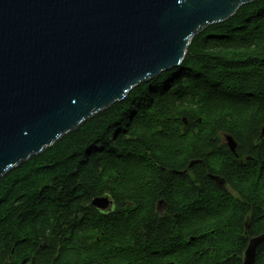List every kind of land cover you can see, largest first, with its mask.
<instances>
[{
  "label": "trees",
  "instance_id": "1",
  "mask_svg": "<svg viewBox=\"0 0 264 264\" xmlns=\"http://www.w3.org/2000/svg\"><path fill=\"white\" fill-rule=\"evenodd\" d=\"M198 126L204 128L202 141H219L224 132L241 156L264 160V0L206 28L192 39L178 68L142 83L3 177L0 264H27L38 249L33 235L52 222L50 215L57 216V236L35 261L70 264L67 224L76 196L100 183L101 175L175 176L196 157L191 144L199 140ZM248 175L249 198L258 200L252 198L264 195V165L258 162Z\"/></svg>",
  "mask_w": 264,
  "mask_h": 264
},
{
  "label": "water",
  "instance_id": "2",
  "mask_svg": "<svg viewBox=\"0 0 264 264\" xmlns=\"http://www.w3.org/2000/svg\"><path fill=\"white\" fill-rule=\"evenodd\" d=\"M254 1L0 0V180L178 68L193 38Z\"/></svg>",
  "mask_w": 264,
  "mask_h": 264
},
{
  "label": "flooded vegetation",
  "instance_id": "3",
  "mask_svg": "<svg viewBox=\"0 0 264 264\" xmlns=\"http://www.w3.org/2000/svg\"><path fill=\"white\" fill-rule=\"evenodd\" d=\"M203 129L191 144L196 157L175 176L101 175L76 196L67 224L70 264H264V238L257 239L264 195L253 201L247 191L248 174L264 160L241 156L235 140L231 150L224 132L219 141H202ZM50 218L33 235L38 249L27 264H41L35 260L54 243L57 216Z\"/></svg>",
  "mask_w": 264,
  "mask_h": 264
},
{
  "label": "bare ground",
  "instance_id": "4",
  "mask_svg": "<svg viewBox=\"0 0 264 264\" xmlns=\"http://www.w3.org/2000/svg\"><path fill=\"white\" fill-rule=\"evenodd\" d=\"M118 220V219H117Z\"/></svg>",
  "mask_w": 264,
  "mask_h": 264
}]
</instances>
